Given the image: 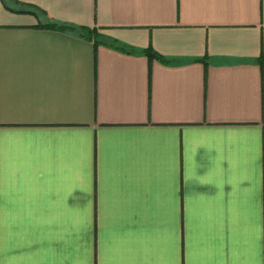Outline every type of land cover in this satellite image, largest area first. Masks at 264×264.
<instances>
[{
  "label": "crops",
  "instance_id": "obj_1",
  "mask_svg": "<svg viewBox=\"0 0 264 264\" xmlns=\"http://www.w3.org/2000/svg\"><path fill=\"white\" fill-rule=\"evenodd\" d=\"M0 264H264V0H0Z\"/></svg>",
  "mask_w": 264,
  "mask_h": 264
},
{
  "label": "trees",
  "instance_id": "obj_2",
  "mask_svg": "<svg viewBox=\"0 0 264 264\" xmlns=\"http://www.w3.org/2000/svg\"><path fill=\"white\" fill-rule=\"evenodd\" d=\"M42 26L47 28H54V29L73 32L88 39L95 38L96 36V30L94 28H89L87 26H82V25H74L71 23L58 22V21H48ZM146 53L150 58L156 56V53L150 48L146 50Z\"/></svg>",
  "mask_w": 264,
  "mask_h": 264
}]
</instances>
